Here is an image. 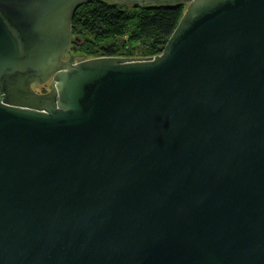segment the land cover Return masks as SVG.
Masks as SVG:
<instances>
[{
    "label": "water",
    "instance_id": "95a60500",
    "mask_svg": "<svg viewBox=\"0 0 264 264\" xmlns=\"http://www.w3.org/2000/svg\"><path fill=\"white\" fill-rule=\"evenodd\" d=\"M87 1L0 0V264H264V0L66 57Z\"/></svg>",
    "mask_w": 264,
    "mask_h": 264
},
{
    "label": "trees",
    "instance_id": "16d2710c",
    "mask_svg": "<svg viewBox=\"0 0 264 264\" xmlns=\"http://www.w3.org/2000/svg\"><path fill=\"white\" fill-rule=\"evenodd\" d=\"M184 9V4L134 6L89 0L72 15L70 50L84 58L155 56Z\"/></svg>",
    "mask_w": 264,
    "mask_h": 264
},
{
    "label": "rangeland",
    "instance_id": "374dc122",
    "mask_svg": "<svg viewBox=\"0 0 264 264\" xmlns=\"http://www.w3.org/2000/svg\"><path fill=\"white\" fill-rule=\"evenodd\" d=\"M40 85V84H39ZM51 87L50 80H47L45 83L41 84L40 86L35 85L36 91H39V89L48 90Z\"/></svg>",
    "mask_w": 264,
    "mask_h": 264
},
{
    "label": "flooded vegetation",
    "instance_id": "af4514ba",
    "mask_svg": "<svg viewBox=\"0 0 264 264\" xmlns=\"http://www.w3.org/2000/svg\"><path fill=\"white\" fill-rule=\"evenodd\" d=\"M69 55H77V54H75V53H73L71 50H69V53L66 55V57H69ZM50 80V82H51V79H49ZM35 85L36 86H40V85H37V84H33L32 85V88L36 91V89H35ZM50 89V88H49ZM49 89L48 90H44V89H39V91H36V92H39V93H45V92H47V91H49Z\"/></svg>",
    "mask_w": 264,
    "mask_h": 264
},
{
    "label": "bare ground",
    "instance_id": "6f19581e",
    "mask_svg": "<svg viewBox=\"0 0 264 264\" xmlns=\"http://www.w3.org/2000/svg\"><path fill=\"white\" fill-rule=\"evenodd\" d=\"M71 46V45H70Z\"/></svg>",
    "mask_w": 264,
    "mask_h": 264
}]
</instances>
